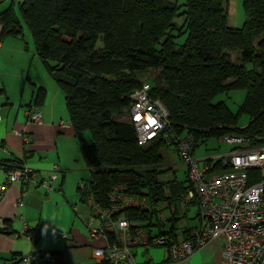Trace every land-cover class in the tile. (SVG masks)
<instances>
[{
  "label": "trees",
  "instance_id": "trees-1",
  "mask_svg": "<svg viewBox=\"0 0 264 264\" xmlns=\"http://www.w3.org/2000/svg\"><path fill=\"white\" fill-rule=\"evenodd\" d=\"M242 7L244 23L233 28L226 24V0H9L0 11L1 36L23 39L63 94L90 169L77 185L82 199L109 206L115 204L112 192L139 195L147 208L120 207L119 214L153 225L157 201L180 203L190 188L186 170L183 180L158 178L165 170L161 151L173 144L161 136L136 143L128 109L131 93L143 82L166 108L167 128L192 137L193 149L208 137L263 144L264 0H242ZM233 89L245 91L237 114L224 101L213 102ZM44 98L38 88L33 105ZM241 113L248 121L239 126ZM22 164L1 166L7 171ZM227 169L221 160L209 165L214 172Z\"/></svg>",
  "mask_w": 264,
  "mask_h": 264
},
{
  "label": "built area",
  "instance_id": "built-area-1",
  "mask_svg": "<svg viewBox=\"0 0 264 264\" xmlns=\"http://www.w3.org/2000/svg\"><path fill=\"white\" fill-rule=\"evenodd\" d=\"M149 89V84L143 82L131 93L128 122L135 129L139 146L158 136L164 138L166 144L174 145L191 184L182 195L180 204L183 207L190 203L197 205L198 223L182 232L176 233L174 228L163 231L165 227L148 225V221L129 220L123 213L119 214L120 207L147 208L146 200L139 195L115 196L112 192L109 199L115 204L109 206H102L89 197L92 216L83 218V221L87 223L92 238L102 237L106 241L105 247L93 249L92 259L101 264H138L131 248L144 246L148 250L153 245L164 246L166 251L164 259L153 264H185L209 241L222 237L224 243L220 257L213 264H264V142L253 147L242 137H222L236 147L221 158V165L228 166L226 171H210L209 165H200L199 160L193 157V138L181 137L167 128V110L159 99L151 98ZM30 121L41 122L38 110L30 112ZM56 170L58 167L53 165L52 171ZM55 176L52 174L51 180ZM4 177L0 182V199L9 185L32 182L34 173L21 166L5 171ZM42 185L49 188L46 182ZM182 211L179 208L178 218L183 217ZM96 220L97 225L94 224ZM155 228L158 232L152 234ZM63 237L68 239L67 234ZM42 260L48 262L51 259L44 256ZM38 261L34 250L20 258L22 264H36Z\"/></svg>",
  "mask_w": 264,
  "mask_h": 264
},
{
  "label": "crops",
  "instance_id": "crops-1",
  "mask_svg": "<svg viewBox=\"0 0 264 264\" xmlns=\"http://www.w3.org/2000/svg\"><path fill=\"white\" fill-rule=\"evenodd\" d=\"M8 2L0 0V11ZM38 88L45 90V98L40 105H33ZM63 99L35 52L24 48L21 38L1 36L0 26V182L5 179L1 164L22 161L34 173L32 182L9 185L0 199V264H22L21 256L32 250L39 258L36 264H101L94 262L92 251L105 247L102 237L92 238L77 224L61 225L46 213L61 208L69 212L68 206H76L85 218L87 208H91L90 198L82 199L76 187L90 169L69 124ZM32 110L40 112V123L30 121ZM169 148L177 155L175 148ZM229 153L198 159L199 164L210 161L208 164L213 165ZM53 165L58 170L53 172ZM162 168L171 167L164 164ZM52 174L56 176L51 180ZM65 186L71 190L66 192ZM65 233L71 237L65 239ZM44 256L51 260L43 261Z\"/></svg>",
  "mask_w": 264,
  "mask_h": 264
},
{
  "label": "rangeland",
  "instance_id": "rangeland-1",
  "mask_svg": "<svg viewBox=\"0 0 264 264\" xmlns=\"http://www.w3.org/2000/svg\"><path fill=\"white\" fill-rule=\"evenodd\" d=\"M176 3L180 4L184 2V0H175ZM226 9H227V21L226 24L229 27L238 28L241 27L245 20V13L242 7V0H226ZM176 21H180V18L176 19ZM27 35L29 36V32L25 30ZM31 37V36H29ZM184 36H181L176 39L178 43L182 42ZM47 72V71H46ZM147 73L142 74V78L144 79ZM245 96V91L242 89H233L228 90L226 92H222L218 94L214 99L213 102L224 101V103L228 106L229 110L233 114H237L238 107L242 103ZM64 101V99H63ZM67 114V111L65 109ZM126 118V114L123 115ZM248 121V117L244 114L238 115V125L242 126ZM83 137L85 142L88 144L90 143L91 139L89 133L87 131L83 132ZM233 143H228L221 139H216L215 137H208L206 140L200 142L194 149V155L197 159H203L204 157H211L215 158L216 156L223 155L229 153L233 150ZM163 152V166L168 165L171 168H166L159 172L158 178L160 180H165L170 177L176 178L177 180L184 179L185 168L181 165V162L177 155L175 154L174 150L165 147L162 149L161 153ZM201 163V162H200ZM86 179V178H85ZM81 181V180H80ZM77 187V184H76ZM75 187V189H76ZM66 192H69L71 189L69 186H65ZM76 191V190H75ZM145 190H143L144 192ZM70 205L73 203H69ZM70 211L66 208H61L60 210H46L48 216L52 217L54 220H58L61 225L69 222V225L72 227L73 225L77 224L80 225L86 233H89V227L87 223L83 220L80 213L76 210V206H68ZM179 208L182 210L184 207L173 200L171 203L166 202H158L156 204V216H152L151 222L154 226H161L163 225L167 230L169 228L174 227L175 232H180L186 227H193L198 223V218L196 216L197 213V205L195 203H190L185 206V214L183 217H179L172 213V209ZM89 215L87 219H90L92 216L91 208H87ZM71 215V216H69ZM157 221L159 224H157ZM67 232V231H66ZM158 232V228L152 230V234ZM69 238L71 235L69 233H65ZM224 243V239L222 237L216 238L214 240L209 241L205 247L201 250L196 251L193 255L189 257L185 264H213L216 263L220 257V252ZM131 252L135 254L134 260L138 264H144L148 262V264L158 263L161 262L165 257V248L164 246H153L151 245L148 250L145 249L144 246H136L131 248ZM151 258V259H149ZM91 263H94L91 261Z\"/></svg>",
  "mask_w": 264,
  "mask_h": 264
},
{
  "label": "bare ground",
  "instance_id": "bare-ground-1",
  "mask_svg": "<svg viewBox=\"0 0 264 264\" xmlns=\"http://www.w3.org/2000/svg\"><path fill=\"white\" fill-rule=\"evenodd\" d=\"M129 208V207H128ZM132 208H137V207H132Z\"/></svg>",
  "mask_w": 264,
  "mask_h": 264
}]
</instances>
